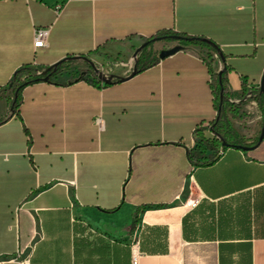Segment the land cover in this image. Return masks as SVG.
<instances>
[{
    "label": "crops",
    "instance_id": "obj_1",
    "mask_svg": "<svg viewBox=\"0 0 264 264\" xmlns=\"http://www.w3.org/2000/svg\"><path fill=\"white\" fill-rule=\"evenodd\" d=\"M37 28L48 37L34 48ZM165 30L208 39L223 59L189 46L104 85L75 58L25 86L10 114L22 67L93 57L124 77ZM220 70L237 95L228 120L250 145L263 123L264 0H0V264H131L133 246L136 264H264V137L210 164L187 157L216 116Z\"/></svg>",
    "mask_w": 264,
    "mask_h": 264
},
{
    "label": "trees",
    "instance_id": "obj_2",
    "mask_svg": "<svg viewBox=\"0 0 264 264\" xmlns=\"http://www.w3.org/2000/svg\"><path fill=\"white\" fill-rule=\"evenodd\" d=\"M173 37H179V40H174ZM191 38L186 34L183 33H175L172 31H160L155 36L149 38L145 42V46L139 51L136 56L135 60V67L137 69V73H140L147 68L157 64L160 60L158 59L157 55H152L151 46L153 42L157 40H164L166 42H176L178 45L181 46V49L189 47V46H198L201 48H205L209 51L216 52L212 45L217 46L212 41L206 39L208 42H202L198 40H190ZM205 39V38H204ZM218 47V46H217ZM219 48V47H218ZM73 59L66 60L58 64L54 69L48 72V81L52 82V79L61 72L65 66H68L69 63L72 62ZM31 69V66H25L21 69L17 70L11 80L9 81L8 85L10 86L15 80L16 77L24 72ZM45 68H34L31 70H37L42 72ZM211 72V70L209 69ZM43 75H29L27 79L23 82H18L12 88V100L10 101V114H18V109L21 102V91L22 89L32 83L39 82L42 80ZM107 85V84H104ZM211 93L213 96V105L216 111V116L209 123L207 129L205 128H197L195 130V135L197 138V143L193 150L188 151L187 157L190 162L195 165L199 164H210L214 162L216 159L219 158L220 153L229 147H239V146H246L250 147L251 145H255L258 140L252 142V144L247 145L243 138L239 136L231 127V124L228 120L227 113L234 112L233 104L229 103V99L235 98L237 95L234 93L229 92L227 87V80L225 76V72L221 73L220 78L217 76L215 81V86L211 87ZM246 90L243 89L240 95V98L246 96ZM255 101L258 104L259 110L262 114V118L264 121V89L262 92L260 90H256L255 94L253 95ZM9 114V115H10ZM0 119V123H3L8 117ZM205 131H209L211 136L207 137L205 135ZM224 144V145H223ZM205 151H211V155L205 156ZM140 212V209L137 210V214ZM136 214L133 217V221H136Z\"/></svg>",
    "mask_w": 264,
    "mask_h": 264
},
{
    "label": "water",
    "instance_id": "obj_3",
    "mask_svg": "<svg viewBox=\"0 0 264 264\" xmlns=\"http://www.w3.org/2000/svg\"><path fill=\"white\" fill-rule=\"evenodd\" d=\"M174 40H179V37H173ZM190 40H198V41H202V42H208L206 39L204 38H200V37H194V38H191ZM209 43V42H208ZM145 46V43L143 45H141L139 48L135 49L134 53H133V59L136 58L137 54L139 53V51ZM212 47L215 49L216 53L219 55V57L221 59H223V56L220 52V49L215 46V45H212ZM181 50V46L176 44L174 45L173 47L171 48H168V49H162L159 51L158 53V59L159 60H163L169 56H172L174 55L175 53H177L178 51ZM75 58H80L86 62L89 63V65L93 68V71L97 74V77H98V80L101 81L103 84H111L113 83L114 81L115 82H124L130 78H132L133 76H135L137 74V69L135 67V63L134 65L132 66V69L130 71V73L127 75V76H124V77H120V76H115V75H105L104 73L98 71V69L95 68L94 64L89 60L87 59L86 57H65L64 59H61L55 63H53L52 65L46 67L42 72L41 74L44 76L42 78V81H48V72L52 69H54L58 64H60L61 62L63 61H66V60H70V59H75ZM221 73L222 71L220 70L218 72V77L220 78L221 76ZM264 89V71H263V74L261 76V79H260V83H259V90L260 92H262ZM264 137V121L262 123V126H261V130H260V134H259V137H258V143H260L262 141ZM224 145V144H223ZM238 149L240 150H243V151H247L249 149H251V147H246V146H239L237 147Z\"/></svg>",
    "mask_w": 264,
    "mask_h": 264
},
{
    "label": "built area",
    "instance_id": "obj_4",
    "mask_svg": "<svg viewBox=\"0 0 264 264\" xmlns=\"http://www.w3.org/2000/svg\"><path fill=\"white\" fill-rule=\"evenodd\" d=\"M60 7L56 8V11H59ZM47 37H48V29L46 28H37L34 29L33 31V47L34 48H39V47H43L46 46L47 43ZM36 75H42L40 71H36L35 72ZM217 72L216 73H212L210 80H211V84L212 87L215 86V81L217 78ZM246 98L251 97L250 93H247V95L245 96ZM230 103H233L234 101L229 100ZM140 255V253L138 252V250L133 246L131 248V264H136L137 263V258Z\"/></svg>",
    "mask_w": 264,
    "mask_h": 264
},
{
    "label": "rangeland",
    "instance_id": "obj_5",
    "mask_svg": "<svg viewBox=\"0 0 264 264\" xmlns=\"http://www.w3.org/2000/svg\"><path fill=\"white\" fill-rule=\"evenodd\" d=\"M174 45H176V43H171L170 45H165V47L163 46L160 50H162V49H168V48H171V47H173ZM151 52L153 53V44H152V46H151ZM130 54V53H129ZM90 58H93V57H89V59ZM128 58H129V56H125L124 55V57H123V59H122V61L123 62H126V60H128ZM135 60H136V58L135 59H131V66H133L134 65V62H135ZM73 63V62H72ZM94 64V66L95 67H97V65L95 64V63H93ZM72 65V64H71ZM66 68H67V66H65ZM87 68H89V70H91V71H93V68L92 67H88V65H87ZM31 69H34L33 67H31ZM31 69H29V70H27V71H24L23 73H22V75L20 76V79L18 80L17 79V81H14L13 83H14V86L18 83V82H23L25 79H27V77L29 76V75H36V71L35 70H31ZM93 73H94V71H93ZM95 75H96V77H97V74L96 73H94ZM13 86V87H14ZM243 99H245V96L244 97H242ZM233 100V99H232Z\"/></svg>",
    "mask_w": 264,
    "mask_h": 264
}]
</instances>
